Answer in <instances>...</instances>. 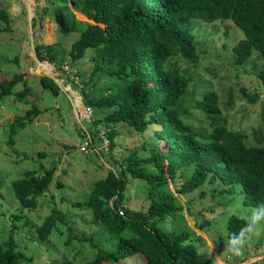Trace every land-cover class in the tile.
<instances>
[{
    "label": "trees",
    "instance_id": "1",
    "mask_svg": "<svg viewBox=\"0 0 264 264\" xmlns=\"http://www.w3.org/2000/svg\"><path fill=\"white\" fill-rule=\"evenodd\" d=\"M57 2H54V20L60 33L68 36L79 32L69 51L70 63L85 57L89 50L95 51L89 74L78 75L86 78L83 82L87 88H94L88 92L82 89L84 104L95 109H109L102 120L113 124L122 122L141 133L154 129L152 155L145 158L129 156L125 160L127 165L121 170L109 168L104 178L94 182L88 200L76 203L90 208L95 221L105 227L112 240L111 249L97 246L95 257L82 264H117L135 256L143 257L146 264H211L213 254L199 250L205 241L201 235L190 229L165 230L159 226L168 217L176 219L184 209L174 192L167 191L162 197L153 198L146 212L132 211L124 206L129 182L127 174L145 179L149 185L170 178L178 193L185 196L208 182L218 183L223 186V193L240 199L247 207L255 208L264 203V135L256 134L258 144L248 145L246 133L220 123L219 93L202 90L197 84L195 67L202 59V45L194 32V23L198 20L206 23L231 20L244 34L233 47L234 64L244 65L255 52L264 59V0ZM78 12L88 20L79 19ZM2 22L6 25L0 27V32L11 31L9 11L0 0ZM36 53L41 61L58 64L66 52H61L56 44H37ZM11 61L19 63L18 57ZM256 74L264 85V64ZM105 76L109 78L106 87L95 88L98 80ZM37 79L43 90L61 94L62 87L53 78L42 75ZM20 82H24L23 90L15 91ZM27 84L22 75L4 78L0 81V98L15 92L19 101L26 102L32 90ZM234 86L230 87L228 97H232ZM200 89L203 93L198 96ZM241 90L248 100H261L259 93H247L244 87ZM195 110H200L211 120L208 129L198 130L190 122ZM31 119L27 116L26 120H15L10 125V132H18ZM116 134V131L106 134L111 142L109 151L99 149L89 154L102 157L103 152L112 153ZM89 139L92 147L99 148V143L102 144V137L97 140L98 144L92 136ZM147 161L161 166L159 172H149L145 166L137 167ZM165 161L167 166L162 164ZM190 167L195 169L192 177L179 186L178 173ZM55 172V168L42 174L29 170L24 177L13 180L14 194L23 209L39 205ZM247 223L248 218L231 215L227 224L229 236L239 233ZM61 224L69 228L65 243L71 246L74 239L72 225L56 208L38 226L40 239H50ZM208 224L209 221L203 222L200 228ZM20 253L11 235L7 245L0 246V264H21ZM58 264L77 263L65 258Z\"/></svg>",
    "mask_w": 264,
    "mask_h": 264
},
{
    "label": "rangeland",
    "instance_id": "2",
    "mask_svg": "<svg viewBox=\"0 0 264 264\" xmlns=\"http://www.w3.org/2000/svg\"><path fill=\"white\" fill-rule=\"evenodd\" d=\"M57 1L3 0V7L9 11L12 29L0 32V81L18 74L32 88L26 102L19 101L15 92L0 98V246L5 247L12 235L16 250L21 252V264H58L65 258L82 264L95 257L99 246L111 249L110 233L95 221L86 204L78 206L76 203L88 200L94 182L104 178L109 168L121 170L127 165L125 160L129 156L145 158L153 153V128L141 133L122 122L113 124L102 120L110 112L109 109H95L84 104L82 89L88 92L94 88H87L83 82L86 78L78 75L89 74L95 51L89 50L85 57L70 63L69 51L79 32L68 36L60 33L54 22V2ZM77 16L88 20L79 12ZM5 25L0 23V27ZM194 27L195 36L202 45V59L195 67L197 71L192 69L196 78L198 76V86L202 90L219 93L220 123L246 133L248 145L258 144L256 134L260 137L264 135L261 107L264 85L256 73L264 64V59L259 52H255L244 65L234 64L233 47L244 34L231 20L215 23L198 20ZM52 31L53 36H49ZM37 44H56L61 52H66L58 64L46 60L53 67L51 74L54 72L63 85L59 95L43 91L37 79L48 73L44 64L36 59ZM15 57H18L19 63L11 61ZM72 68L73 72L69 74ZM108 82L107 76L102 77L95 88H105ZM231 86H234L233 94L228 97ZM243 87L247 93H259L261 100H248L241 90ZM23 88L24 82H20L15 91ZM202 90L197 92L198 96L202 95ZM27 116L32 117L31 122L12 134L11 123L20 118L26 120ZM94 120L100 122L95 123ZM210 121L200 110H195L190 120L198 130L208 129ZM112 131L117 133L112 153L103 152L101 157L81 151L82 144L90 136L98 144L100 137ZM100 145L97 147H102ZM162 164L167 166V161ZM139 166H145L149 172H159L161 168L154 161L142 162ZM51 168H55L56 172L39 199V205L23 209L14 194L13 180L24 177L29 170L42 174ZM194 170V167L181 170L178 185L189 181ZM127 176L129 182L124 206L129 210L146 212L151 200L162 197L167 191L178 196L184 205L183 211L176 219L168 217L159 226L165 230L190 229L201 235L205 241L199 250L213 254L211 264H264V223L256 234L251 235L241 256H233L224 250L230 237L227 227L229 217L237 214L249 220L254 208L245 206L240 199L230 197L229 193H223L222 185L208 182L185 196L178 193L176 184L170 178L149 185L145 179L134 178L129 172ZM202 192L205 194L202 195ZM55 208L62 211L72 225L74 239L71 246L65 243L69 228L63 224L55 228L50 239L39 237L38 226ZM207 221L209 224L200 228V224ZM117 264L146 263L143 257L135 256Z\"/></svg>",
    "mask_w": 264,
    "mask_h": 264
},
{
    "label": "clouds",
    "instance_id": "3",
    "mask_svg": "<svg viewBox=\"0 0 264 264\" xmlns=\"http://www.w3.org/2000/svg\"><path fill=\"white\" fill-rule=\"evenodd\" d=\"M262 223H264V203L257 205L252 210L245 228L241 229L239 233L232 234L228 238L225 242L224 250L233 256H241L251 235L258 232Z\"/></svg>",
    "mask_w": 264,
    "mask_h": 264
},
{
    "label": "built area",
    "instance_id": "4",
    "mask_svg": "<svg viewBox=\"0 0 264 264\" xmlns=\"http://www.w3.org/2000/svg\"><path fill=\"white\" fill-rule=\"evenodd\" d=\"M68 70V68H66V71ZM72 71V69L69 71V73ZM90 139L84 141V143L81 146V151L85 154L87 153H93L95 150H99V149H103L105 151H109L110 147H111V142L109 141V139L106 136H102V147L99 148H95L91 146V141H89Z\"/></svg>",
    "mask_w": 264,
    "mask_h": 264
},
{
    "label": "water",
    "instance_id": "5",
    "mask_svg": "<svg viewBox=\"0 0 264 264\" xmlns=\"http://www.w3.org/2000/svg\"><path fill=\"white\" fill-rule=\"evenodd\" d=\"M37 61L41 64V63H46V61H41L38 57L36 58ZM46 76H49L51 78H53L63 89V86L61 85V83L59 82V79L57 78L56 74H47ZM261 107H262V111H263V115H264V100L261 101Z\"/></svg>",
    "mask_w": 264,
    "mask_h": 264
},
{
    "label": "bare ground",
    "instance_id": "6",
    "mask_svg": "<svg viewBox=\"0 0 264 264\" xmlns=\"http://www.w3.org/2000/svg\"><path fill=\"white\" fill-rule=\"evenodd\" d=\"M47 63V62H46ZM46 63H41V64H44L43 66H44V69L46 68V70L48 71V73L47 74H51L52 73V71H53V67H52V65H50V64H46ZM54 73V72H53Z\"/></svg>",
    "mask_w": 264,
    "mask_h": 264
},
{
    "label": "crops",
    "instance_id": "7",
    "mask_svg": "<svg viewBox=\"0 0 264 264\" xmlns=\"http://www.w3.org/2000/svg\"><path fill=\"white\" fill-rule=\"evenodd\" d=\"M54 22H55V20H54ZM56 23V22H55ZM57 24V23H56ZM58 26V25H57ZM49 36H53V31L50 33V35ZM40 77V76H39ZM63 86V85H62ZM63 90V89H62ZM44 91V90H43ZM42 92V91H41Z\"/></svg>",
    "mask_w": 264,
    "mask_h": 264
}]
</instances>
